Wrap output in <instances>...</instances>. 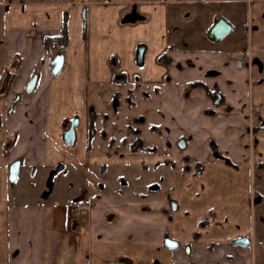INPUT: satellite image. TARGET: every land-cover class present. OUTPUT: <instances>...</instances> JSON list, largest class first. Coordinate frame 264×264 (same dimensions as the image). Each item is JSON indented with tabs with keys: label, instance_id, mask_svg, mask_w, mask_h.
<instances>
[{
	"label": "crops",
	"instance_id": "obj_1",
	"mask_svg": "<svg viewBox=\"0 0 264 264\" xmlns=\"http://www.w3.org/2000/svg\"><path fill=\"white\" fill-rule=\"evenodd\" d=\"M65 29L55 75L46 38ZM0 83V264H264V130L248 132L264 121V0H0ZM139 101L155 115L147 149L123 132ZM56 168L76 173L65 196L44 194Z\"/></svg>",
	"mask_w": 264,
	"mask_h": 264
},
{
	"label": "flooded vegetation",
	"instance_id": "obj_2",
	"mask_svg": "<svg viewBox=\"0 0 264 264\" xmlns=\"http://www.w3.org/2000/svg\"><path fill=\"white\" fill-rule=\"evenodd\" d=\"M59 39H57L54 43H55V45H54V47H51V49H49V51L53 54V60H52V64H53V61H54V59L58 56V55H63L64 56V58H65V51H66V46L68 45V38H65L64 37V35H61L60 37H58ZM27 93V92H26ZM213 100L215 101V102H217V103H219V101L221 100V97H220V95L218 94V93H215L213 96ZM130 102H131V99H128ZM259 113V110L256 108V107H251V114L249 115L250 116V118L251 119H258V114ZM90 114H91V122H90V128H91V135H93L95 132H96V130H95V123H96V119H97V113H96V110H95V108H91V111H90ZM211 115L213 114V113H210ZM76 120H78L79 121V125H80V118H79V116H75V117H73L72 119H69L68 121H67V123H66V125H65V127H64V132L66 131V130H68L69 128H70V126H71V124H72V122H74V121H76ZM104 120H105V122H109V117L107 116V115H105L104 116ZM145 121H146V119H145V117H143V116H139V117H137L136 119H135V122L136 123H139V125L141 126L142 124H144L145 123ZM79 125L77 126V128L79 127ZM77 128H76V134H77ZM155 129V127H153L152 126V128L151 129ZM128 129L130 130V131H132L133 132V135L134 136H136V138H135V140L133 141V143H132V148H134V149H139V148H143V149H147V147H145V140L142 138V135H143V133H142V130L140 129V128H138V129H134L132 126H128ZM153 129V130H154ZM264 130V121L263 122H258V123H256V124H253L251 127H249L248 128V132L254 137V136H256V134H258L259 132H261V131H263ZM103 137L104 138H107L108 136L106 135V133L104 132L103 133ZM115 138H112V139H110V145L111 146H114V143H115ZM77 141V140H76ZM254 141L256 142L257 140H256V138H254ZM75 145V144H74ZM211 147H212V150H213V152H214V155H215V157H217V158H222V159H224L225 161H226V163H228V164H230V165H232V166H234V167H236V165H234L233 163H231L230 161H229V159H226V158H223L220 154H219V152H218V147L214 144V142L213 143H211ZM151 149V148H150ZM171 163H174V162H171ZM172 165V164H171ZM173 166H175V163H174V165ZM203 168V164H200V163H198L197 165H196V168H195V170L198 172V171H201V169ZM187 169V168H186ZM185 169V170H186ZM256 179V178H255ZM260 179H258V181H259ZM257 181V180H256ZM264 201V193H260V192H258V191H255V194H254V198H253V204L254 205H257V204H261L262 202ZM82 202H84V203H86V204H88L89 205V209L91 208V206H90V204H89V202H88V200L87 199H80V200H77V201H75V202H73L72 204H71V208L74 206V205H76V204H78V203H82ZM175 203V201H172V203ZM87 212V211H86ZM85 215V214H84ZM83 215V216H84ZM83 218V217H82ZM81 218V219H82ZM75 222H78V220H76ZM242 238H244V237H242ZM248 238V237H247ZM169 239V238H168ZM240 239V238H239ZM250 239V238H249ZM172 240V239H171ZM237 240V239H236ZM235 240V241H236ZM234 241V242H235Z\"/></svg>",
	"mask_w": 264,
	"mask_h": 264
},
{
	"label": "rangeland",
	"instance_id": "obj_3",
	"mask_svg": "<svg viewBox=\"0 0 264 264\" xmlns=\"http://www.w3.org/2000/svg\"><path fill=\"white\" fill-rule=\"evenodd\" d=\"M131 99V98H129ZM133 101H131L129 104H131ZM108 109L112 110V107ZM145 110L144 105L142 104V101H139V103L136 105V107H132L131 109H129V111H127V109L124 110V117L122 121H126L127 125V131H123L125 132L127 135L133 134L132 131H130L128 129V126H132L134 128V126L140 127L139 123L135 122L134 117H139L141 116L140 114H144L141 113ZM146 115H143V117ZM151 118H155V115H153L151 112L148 115L147 114V123H144L141 125L140 129L142 130L143 136L146 138V144L147 145H153V144H159V141L156 139V134L154 133V131L150 130V126H151ZM115 130H118L117 127H115ZM122 132V131H120ZM205 164V163H204ZM58 169L56 168L54 172H56ZM264 172V165L260 166V169ZM53 173H51L49 175V178L47 179V181H45L43 187H44V194H48L52 191L56 189V192H59L61 195H66L68 193V191L71 189L72 185L75 186L77 185L74 178L76 176V173L74 171L69 170L68 174L62 173L59 174L58 176L54 177L52 175ZM257 177H259V179L263 178L264 179V173H260V174H256ZM29 180L28 183L25 185V191L27 190L26 188H31V187H35L36 182L39 181L38 176H35V171L34 169H32L29 172ZM70 192V191H69ZM31 194H34L33 192ZM33 197V196H31ZM62 199V198H60ZM264 206V201L260 204ZM259 213L257 211V217H259ZM257 259V257H254V260ZM261 262V260L259 259V263Z\"/></svg>",
	"mask_w": 264,
	"mask_h": 264
},
{
	"label": "water",
	"instance_id": "obj_4",
	"mask_svg": "<svg viewBox=\"0 0 264 264\" xmlns=\"http://www.w3.org/2000/svg\"><path fill=\"white\" fill-rule=\"evenodd\" d=\"M217 24H219V23H217ZM64 61H65V58L63 55H58L54 59V61H53V73L55 75L59 74L61 72V70L63 69ZM37 83H38V76L35 75L28 82V84L26 86V92L28 94L33 93L37 87ZM78 125H79V121L76 120V121L72 122L70 128L64 132L63 139H64V142L66 145L73 146L76 143V140H77L76 128ZM19 171H20V162L14 163L11 166V173H10V179L12 182H15L17 180ZM52 175L54 176L55 172H53ZM234 244L246 246V245L251 244V240L247 237H244V238L237 239L234 242ZM166 245L169 247H177V243H175L171 239H166Z\"/></svg>",
	"mask_w": 264,
	"mask_h": 264
},
{
	"label": "built area",
	"instance_id": "obj_5",
	"mask_svg": "<svg viewBox=\"0 0 264 264\" xmlns=\"http://www.w3.org/2000/svg\"><path fill=\"white\" fill-rule=\"evenodd\" d=\"M89 210V205L82 202L74 205L71 208V218L73 221L79 220L83 217V215L86 213V211Z\"/></svg>",
	"mask_w": 264,
	"mask_h": 264
},
{
	"label": "trees",
	"instance_id": "obj_6",
	"mask_svg": "<svg viewBox=\"0 0 264 264\" xmlns=\"http://www.w3.org/2000/svg\"><path fill=\"white\" fill-rule=\"evenodd\" d=\"M63 35H64L65 38H68L67 29L64 30ZM57 39H59V38H56V37H47V38H46V45H47V48L50 49L51 46L53 45V43H54ZM0 84H2V83H0ZM7 94H8V91H6V92H4V93H0V100L3 99V98H5V97L7 96ZM12 145H13V142H12L11 145L7 148V151H6L7 153H8V151H9V149L11 148ZM171 164L174 165V163H171ZM187 170H189V169L187 168Z\"/></svg>",
	"mask_w": 264,
	"mask_h": 264
}]
</instances>
